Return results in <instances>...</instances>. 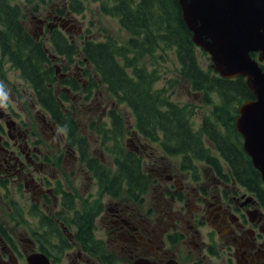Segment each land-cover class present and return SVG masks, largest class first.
Wrapping results in <instances>:
<instances>
[{
    "label": "flooded vegetation",
    "instance_id": "flooded-vegetation-1",
    "mask_svg": "<svg viewBox=\"0 0 264 264\" xmlns=\"http://www.w3.org/2000/svg\"><path fill=\"white\" fill-rule=\"evenodd\" d=\"M74 16L28 26L57 105L13 81L9 62L0 70V264H264V179L236 126L241 103L213 113L220 94L188 84V104L141 114L83 54L94 38Z\"/></svg>",
    "mask_w": 264,
    "mask_h": 264
},
{
    "label": "trees",
    "instance_id": "trees-1",
    "mask_svg": "<svg viewBox=\"0 0 264 264\" xmlns=\"http://www.w3.org/2000/svg\"><path fill=\"white\" fill-rule=\"evenodd\" d=\"M37 0H0V70L9 62L13 69L19 71L21 77L41 95V100L48 106L57 105L51 87L54 70L45 63L49 54L40 40L36 39L26 25L25 8L32 7L39 11ZM100 1V10L118 20L120 25L130 34L125 44L108 37L106 40H90L84 44L82 52L92 62L95 71L104 73V80L121 102L138 104L141 114L147 113L152 104H172L165 91L156 89L155 83L161 73L156 67H150L149 58L165 60L171 53L176 59V70L181 80L187 82L192 90L217 92L222 97V105H215V113L224 111L230 114L227 104L243 103L255 98L248 88L245 78L226 79L209 76L214 72L211 63L205 66L199 59V53L207 52L196 46L192 40V32L188 29L178 0H94ZM38 3V4H37ZM76 4L77 6H75ZM33 5V6H32ZM84 5L81 0H71L68 6L62 4L58 10L81 13ZM58 38L65 45L67 40L60 32ZM73 44L69 45L72 48ZM256 56V53H253ZM210 57L208 56V59ZM134 72L135 76L125 73ZM134 78V79H133ZM47 93V94H46ZM120 96V97H119ZM179 108V107H178ZM58 112V108H52ZM183 114H188L189 110ZM139 111L138 114H139ZM177 114V113H174ZM142 116V115H141ZM70 119L63 116V119ZM146 126L148 119L141 117ZM170 125L178 120L170 115ZM174 135L187 137L184 128L174 127Z\"/></svg>",
    "mask_w": 264,
    "mask_h": 264
},
{
    "label": "water",
    "instance_id": "water-1",
    "mask_svg": "<svg viewBox=\"0 0 264 264\" xmlns=\"http://www.w3.org/2000/svg\"><path fill=\"white\" fill-rule=\"evenodd\" d=\"M178 1L194 44L209 53L214 71L243 76L255 96L241 104L236 126L264 179V0Z\"/></svg>",
    "mask_w": 264,
    "mask_h": 264
},
{
    "label": "rangeland",
    "instance_id": "rangeland-1",
    "mask_svg": "<svg viewBox=\"0 0 264 264\" xmlns=\"http://www.w3.org/2000/svg\"><path fill=\"white\" fill-rule=\"evenodd\" d=\"M71 0H37L36 2L40 3L39 11L35 12L32 7L25 8L26 14V25L31 29L38 27L36 17L39 12L49 14L52 11L62 8V4H69ZM83 2L84 8L81 13L75 14V19L79 22L80 25L85 29H89L92 37L95 40L103 41L108 37H113L117 39L119 44H125L130 37V34L120 25L118 20L112 16H108L100 10V1L94 0H81ZM37 3V4H38ZM77 6L76 4H74ZM33 6V5H32ZM209 55L199 53V59L204 63L205 66H208L211 63V59H208ZM147 62L150 64V67H156L160 70V77L155 83L156 89H162L165 91V97H167L171 102H179L181 104H188L192 99L186 95L183 89L188 86L187 82L181 80V77L176 70V59L171 53L166 57L165 60H157L154 58H149ZM11 67V65H10ZM12 68V67H11ZM10 70V69H9ZM13 70V71H12ZM9 71L10 78L13 81L15 80L14 73L17 75L19 71L13 69ZM17 82V81H16ZM202 112H208L209 109L202 106Z\"/></svg>",
    "mask_w": 264,
    "mask_h": 264
},
{
    "label": "clouds",
    "instance_id": "clouds-1",
    "mask_svg": "<svg viewBox=\"0 0 264 264\" xmlns=\"http://www.w3.org/2000/svg\"><path fill=\"white\" fill-rule=\"evenodd\" d=\"M4 98V94L2 91H0V99ZM0 106H3L2 104H0Z\"/></svg>",
    "mask_w": 264,
    "mask_h": 264
}]
</instances>
